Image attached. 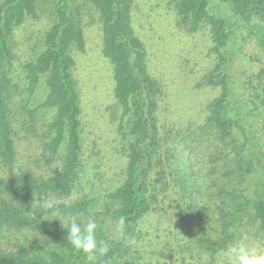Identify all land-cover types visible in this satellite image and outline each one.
Here are the masks:
<instances>
[{"label":"trees","instance_id":"trees-1","mask_svg":"<svg viewBox=\"0 0 264 264\" xmlns=\"http://www.w3.org/2000/svg\"><path fill=\"white\" fill-rule=\"evenodd\" d=\"M36 1L0 0V264H89L67 242L60 220L73 216L95 218L98 239L109 243L97 264H222L235 241L264 244V0H220L236 16L233 34L208 0H164L175 28L208 36L204 49L213 64L193 88L218 93L202 107L187 106L201 116L197 124L186 111L173 124L162 122L161 102L168 109L174 81L150 71L132 24L134 1L87 0L100 23L101 54L112 66L110 97L125 157L102 191L87 175L74 75L73 53L86 41V0H58L20 76L13 37L36 17ZM246 41L257 51L247 70L256 72H247L235 93L234 44ZM184 98H171L169 109L178 111ZM22 140L38 149L31 163L20 156ZM206 157L214 162L207 175L194 170ZM121 216L134 245L115 238Z\"/></svg>","mask_w":264,"mask_h":264},{"label":"rangeland","instance_id":"rangeland-1","mask_svg":"<svg viewBox=\"0 0 264 264\" xmlns=\"http://www.w3.org/2000/svg\"><path fill=\"white\" fill-rule=\"evenodd\" d=\"M133 1L132 24L145 43L146 59L151 73L158 75L164 73L163 80L169 77L174 81L170 90V93H173L171 98L185 97L184 106L177 107L178 111L176 112L169 109L171 98L168 99V109L164 102H161L162 122L173 124L178 121L180 114L186 111L192 120L198 119L197 122H194L197 124L201 121V116L187 110V106L195 103L198 107H202L207 100L218 93L217 88L208 86H202L201 89L195 90L193 88L194 84L213 64V59L207 57L204 49L208 39L206 31L201 30L195 35L188 36L181 29L175 28L170 17L167 20L168 12L164 0ZM208 1L210 10L223 18L230 32L235 33L236 16L230 5L220 0ZM36 2V17L27 20L18 27L13 37L15 73H21V64L34 53V43L49 26L52 9L58 0H37ZM82 25L86 39L85 47L83 51L75 50L73 56L75 60L74 75L81 89L82 98L83 158L91 183L95 185L96 190L102 191L103 188L110 185V181L116 179V172L124 165L125 157L119 151L120 136L116 131L119 111L110 97V88L113 83L112 66L109 60L101 54L100 23L96 10L87 0L82 6ZM234 48L231 84L233 92L239 93L241 82L247 72H256L255 68L252 71L247 68L251 69L248 62L249 56L256 59L257 51L250 41L244 42L243 45L236 42ZM168 71L171 72L170 75ZM113 116L116 118L115 121H113ZM19 149L21 158L29 157L30 163L34 160L38 150L35 142L31 140H22ZM204 150L200 148L197 151L199 153ZM184 156L186 157V155ZM207 159L208 157H206ZM213 163L210 158L202 165L195 164L194 170L205 171L204 173L207 175ZM202 177L206 180L205 175ZM252 179L253 177H248L249 187ZM88 188L90 187L86 185L84 189L88 190Z\"/></svg>","mask_w":264,"mask_h":264},{"label":"clouds","instance_id":"clouds-1","mask_svg":"<svg viewBox=\"0 0 264 264\" xmlns=\"http://www.w3.org/2000/svg\"><path fill=\"white\" fill-rule=\"evenodd\" d=\"M74 200L66 198L65 204L71 205ZM42 205L52 208L53 204L44 199ZM59 218V216L57 215ZM61 221L62 227L67 231V242L75 250L86 254L89 264H97L99 258L106 256L110 251V245L105 240L98 239V222L95 218L80 220L78 217H70L67 221ZM125 229V217L121 216L116 222L115 238L123 239L126 245L135 244V238L127 235ZM222 264H264V244L253 243L244 237L230 244L221 254Z\"/></svg>","mask_w":264,"mask_h":264}]
</instances>
